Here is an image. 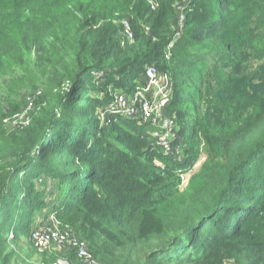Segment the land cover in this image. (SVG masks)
<instances>
[{"label":"trees","instance_id":"1","mask_svg":"<svg viewBox=\"0 0 264 264\" xmlns=\"http://www.w3.org/2000/svg\"><path fill=\"white\" fill-rule=\"evenodd\" d=\"M62 40L70 82L7 136L18 153L2 173L5 264L43 208L105 264H264V0H0V74L46 67ZM150 65L170 77L182 158L148 123L109 114Z\"/></svg>","mask_w":264,"mask_h":264},{"label":"rangeland","instance_id":"2","mask_svg":"<svg viewBox=\"0 0 264 264\" xmlns=\"http://www.w3.org/2000/svg\"><path fill=\"white\" fill-rule=\"evenodd\" d=\"M46 53L48 54L46 59H49V61L44 68H40L31 60H28L25 63H19L8 72L0 74V125L3 127L0 128V194L3 181L2 173L12 164L13 160L16 159L15 155L18 153L16 143L12 139H7V136L12 134H16L18 137L22 136L33 125L35 118L39 116V110H36L37 107L45 106L49 108L50 103H53L57 96L61 94L62 88L66 87L70 82L68 70L64 71L65 64L68 65L69 61L67 42L62 40L56 44L49 43ZM54 62H58L56 68L54 67ZM155 66L159 69V77L161 78L159 89H161L164 86L162 78L165 76L168 78L169 75L161 70L158 65ZM155 92V89L149 90L145 93V97L152 101L154 100L152 97H155ZM12 103L21 105V111L10 115L8 112H10ZM112 112L113 109L110 110L109 114ZM1 113H5L3 118ZM164 113L167 115L166 111ZM35 114L37 116L34 117ZM43 114L42 110L41 116ZM147 129L156 134L160 132V128L151 123H148ZM6 145L11 147L8 155L3 154L5 152L3 147ZM204 160L205 158H202L193 168L189 169L190 171L186 172L189 177L188 181L181 186L182 188L189 184L192 174L201 167ZM47 213L48 210L45 208L36 213L32 229L43 224L54 223L55 221L61 224L54 214ZM77 235L87 243L89 257L86 260L76 259L74 264H105L101 259L94 256L90 241L82 234L77 233ZM13 248L18 255L10 259L7 264H53V262L45 259H50L53 255H57L58 258L65 257L69 260L66 250L37 249L28 241V236L25 234H22L21 239L13 245ZM0 264H5L1 256Z\"/></svg>","mask_w":264,"mask_h":264},{"label":"built area","instance_id":"3","mask_svg":"<svg viewBox=\"0 0 264 264\" xmlns=\"http://www.w3.org/2000/svg\"><path fill=\"white\" fill-rule=\"evenodd\" d=\"M146 84L138 86L131 94L120 93L109 110L120 114V116H131L141 119L160 128L158 146L165 155H174L182 158V148L174 145L176 138L177 122L174 117L165 115V106L171 97V80L168 76L162 78L164 86H161V78L159 77V69L155 65L147 66L145 71ZM155 89V97L149 101L145 97V93ZM158 93V94H157ZM153 96V95H152ZM157 98V99H156ZM107 117L102 116V121L107 124ZM158 164L164 168L161 161ZM182 186L188 181V174L182 173ZM33 245L38 249H54V250H73L76 252L78 259L86 260L89 257L87 243L77 235V233L69 226H63L58 222L51 224H43L34 228L29 236ZM65 251V252H66ZM53 264H71V262L61 257L53 261ZM232 264V263H229Z\"/></svg>","mask_w":264,"mask_h":264}]
</instances>
